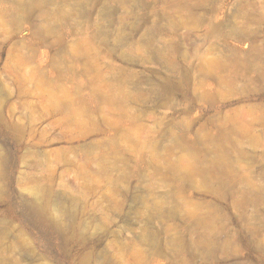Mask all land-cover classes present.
I'll list each match as a JSON object with an SVG mask.
<instances>
[{"label": "rangeland", "instance_id": "obj_1", "mask_svg": "<svg viewBox=\"0 0 264 264\" xmlns=\"http://www.w3.org/2000/svg\"><path fill=\"white\" fill-rule=\"evenodd\" d=\"M0 264H264V0H0Z\"/></svg>", "mask_w": 264, "mask_h": 264}]
</instances>
